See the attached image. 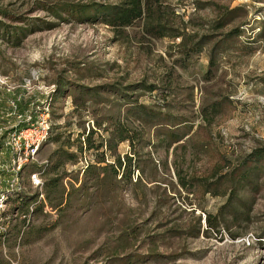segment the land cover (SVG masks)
Masks as SVG:
<instances>
[{
	"label": "rangeland",
	"instance_id": "1",
	"mask_svg": "<svg viewBox=\"0 0 264 264\" xmlns=\"http://www.w3.org/2000/svg\"><path fill=\"white\" fill-rule=\"evenodd\" d=\"M120 1L0 0V126L11 102H49L52 128L0 218V264H264V0H161L120 29L64 9ZM120 129L133 141L108 150ZM104 150L133 158L130 181L83 185L79 159Z\"/></svg>",
	"mask_w": 264,
	"mask_h": 264
},
{
	"label": "trees",
	"instance_id": "2",
	"mask_svg": "<svg viewBox=\"0 0 264 264\" xmlns=\"http://www.w3.org/2000/svg\"><path fill=\"white\" fill-rule=\"evenodd\" d=\"M161 0H121L117 4H107V3H98L95 5V7L92 8L93 15L88 14V8L86 7L85 4H82L79 6L78 9L74 8L73 6L68 8H64L65 10H69L68 12L70 14L79 12L83 14L85 17V20H90L93 21L95 20L93 17H98L97 19L101 20V22L105 23L106 25H109L113 28L120 29L125 26L132 25L134 21L137 19H140L143 17L144 13L148 10V6L152 8L153 4H160ZM232 12V11H231ZM226 19H220L216 25L215 28L222 27L226 24L227 21ZM157 26L161 25H156L152 26L151 29L157 28ZM165 33L162 31L161 33H158V36H163ZM239 34V29L235 28L227 35H237ZM176 36H180V33ZM222 42V41H221ZM220 44H215L211 50H210V58H209V63L212 65L214 63V54L215 50L217 47H219ZM199 49V48H198ZM145 88H147L149 91L158 89L156 85H144ZM55 91H53L54 95ZM165 96V95H164ZM49 104V102H48ZM134 109L138 110L140 114H142V117L144 118H149V117H154L155 114L144 104L141 103H136L134 106ZM53 127V126H52ZM52 130V128H51ZM50 130V134H51ZM93 131H89L86 134L83 132L81 135L85 137L86 142L88 143L89 148H95V149H101L103 146H105V140L100 141L98 144L97 143H92L91 137H92ZM118 137L114 139L113 144H108V150L114 149L115 145L117 143H120L122 141H128L132 142V136L128 131L125 129H120L118 130ZM50 137V135H49ZM48 137V139H49ZM47 139V140H48ZM55 139H58V136H56ZM110 143V140H109ZM113 145V146H112ZM107 146V145H106ZM103 153L97 157V160L95 163L89 162L87 166L84 168V183L83 185L86 184L88 180H100L102 177H99L98 171L104 172L105 178L108 180L112 181H130L132 174H134L135 169L133 167V158L125 154L124 156H120L119 154L112 153V161H107L105 158V150L102 151ZM254 157L256 160H260L261 158H264V149H257L256 151L253 152ZM72 155V154H71ZM73 156V155H72ZM246 175V174H245ZM246 178V176H242V179ZM56 181L55 183H52V185H46V188L49 189L50 187L56 186L58 178L53 179ZM181 181V179H180ZM182 186H185V183L183 180L181 181ZM44 185V183H43ZM17 199L23 200L22 195H18ZM231 199V196H230ZM229 199V200H230ZM206 223L208 227H212L213 223L210 221L209 217L206 219ZM5 234V233H2ZM1 234V235H2Z\"/></svg>",
	"mask_w": 264,
	"mask_h": 264
},
{
	"label": "built area",
	"instance_id": "3",
	"mask_svg": "<svg viewBox=\"0 0 264 264\" xmlns=\"http://www.w3.org/2000/svg\"><path fill=\"white\" fill-rule=\"evenodd\" d=\"M48 105L47 103L37 114L29 111L19 112L17 103L11 102L8 115L14 118L15 123L9 128L0 126V218L5 215L8 199L24 193L23 171L28 164L37 162L38 151L50 135ZM90 161L86 156L79 159L81 172ZM28 180L41 191L43 181L38 172H31ZM40 196H43L42 192Z\"/></svg>",
	"mask_w": 264,
	"mask_h": 264
}]
</instances>
